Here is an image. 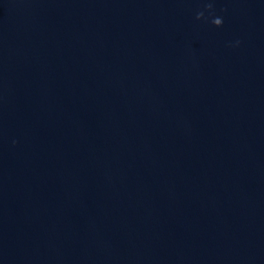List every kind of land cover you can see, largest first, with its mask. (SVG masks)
<instances>
[{
	"label": "water",
	"instance_id": "95a60500",
	"mask_svg": "<svg viewBox=\"0 0 264 264\" xmlns=\"http://www.w3.org/2000/svg\"><path fill=\"white\" fill-rule=\"evenodd\" d=\"M0 264H264V0H0Z\"/></svg>",
	"mask_w": 264,
	"mask_h": 264
},
{
	"label": "clouds",
	"instance_id": "9594fccd",
	"mask_svg": "<svg viewBox=\"0 0 264 264\" xmlns=\"http://www.w3.org/2000/svg\"><path fill=\"white\" fill-rule=\"evenodd\" d=\"M207 9L211 10L213 9V4L212 3H208L206 5ZM204 12L203 11H200L197 13V19H201V18H204ZM212 22L217 25V26H222L223 25V18L222 17H214ZM239 43V41L237 42Z\"/></svg>",
	"mask_w": 264,
	"mask_h": 264
}]
</instances>
